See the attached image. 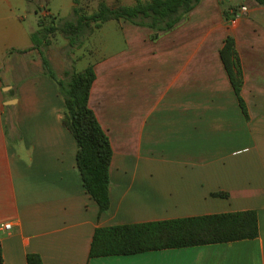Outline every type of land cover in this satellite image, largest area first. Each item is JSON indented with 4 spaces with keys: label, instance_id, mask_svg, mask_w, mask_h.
I'll list each match as a JSON object with an SVG mask.
<instances>
[{
    "label": "crops",
    "instance_id": "obj_1",
    "mask_svg": "<svg viewBox=\"0 0 264 264\" xmlns=\"http://www.w3.org/2000/svg\"><path fill=\"white\" fill-rule=\"evenodd\" d=\"M35 1L34 12L31 0L0 4L4 264H27L31 254L43 264H264V6L256 0H202L156 40L149 28L117 21L124 46L108 53L97 46L98 57L86 65L96 74L89 106L113 149L111 205L101 212L83 185L77 142L62 123L58 85L32 56L39 31L48 26L40 20L52 16L56 26L66 20L46 12L45 0ZM32 13L38 26L26 27ZM228 36L242 64L248 118L220 56ZM44 44L51 47L52 41ZM69 50L54 51L49 59L59 80L73 72ZM60 53L64 79L57 76ZM242 211L257 213V238L89 256L99 227Z\"/></svg>",
    "mask_w": 264,
    "mask_h": 264
},
{
    "label": "trees",
    "instance_id": "obj_2",
    "mask_svg": "<svg viewBox=\"0 0 264 264\" xmlns=\"http://www.w3.org/2000/svg\"><path fill=\"white\" fill-rule=\"evenodd\" d=\"M201 1L148 0L143 2L138 0L132 6L120 5L112 8L105 0H102L92 14H87L79 6L80 0H74L75 21H65L59 27L53 21L51 26H45L39 34L43 35L48 44L49 36L55 34L57 30L61 31L68 37L69 44L73 47L81 41V38H85L87 33L101 29L110 21H126L153 30L155 33L151 38L156 40L162 32L172 30L179 22L187 18ZM256 1L264 6V0ZM40 24L45 25L46 20H40ZM220 56L240 108L248 118L247 106L242 98L244 74L233 37L228 36L225 39ZM43 67L46 74L56 81L59 93L63 97L62 123L77 142V166L83 185L99 205L100 211L106 212L111 205L109 172L113 149L109 136L89 106L91 89L96 79L94 66L89 65L81 71L68 73L67 80L56 78L49 61L44 60ZM214 196L228 197L226 193H218ZM258 236V215L255 211L99 227L95 230L89 256L96 258L133 255L149 251L255 239ZM0 264H4L1 246ZM27 264L43 263L39 255L31 254L27 257Z\"/></svg>",
    "mask_w": 264,
    "mask_h": 264
},
{
    "label": "rangeland",
    "instance_id": "obj_3",
    "mask_svg": "<svg viewBox=\"0 0 264 264\" xmlns=\"http://www.w3.org/2000/svg\"><path fill=\"white\" fill-rule=\"evenodd\" d=\"M102 0H80L79 6L82 7L84 12L87 14H92L96 9ZM109 6L112 8L119 7L120 5H127L132 6L136 4L138 0H105ZM143 2H147L148 0H141ZM45 4V11L48 13L53 14L54 16L60 17L63 20L66 21H75L76 16L74 15V0H45L43 1ZM0 4H3V0H0ZM37 1H32V9L33 12L35 9H37L36 6ZM36 6V7H35ZM38 10V9H37ZM42 10V9H41ZM40 16V15H39ZM41 17V16H40ZM38 17V18H40ZM32 20L28 21L26 23V27H35L36 22L35 20L36 16L35 13L31 14ZM52 16H49V18L46 19V24H48L47 27L51 26L54 20L51 19ZM64 22L58 23L57 26H61ZM37 25V23H36ZM38 26V25H37ZM38 48L37 50L32 54L33 57L38 58L39 60H46L49 61V59H52L55 57L54 51L57 52L58 50H61L64 47L70 46L68 37L65 36L61 31H56L55 34H51L49 36V40L52 41V46L48 47L45 46V38H43V35L39 34L38 36ZM82 42V43H80ZM103 44L104 46H101L102 53H108L110 49L119 50L124 46L123 36L121 33V30H119V27L117 25V21H111L107 23V25L102 30H94L92 33H87L85 38H81V41H78L75 46H70V53L66 56L68 58V64L69 70H80L85 69L86 65L89 63L95 62V59L99 55V51L97 50V46L99 44ZM107 46V49H104L103 47ZM45 47V48H44ZM44 48V49H43ZM59 55V54H58ZM63 56H65V52H63ZM62 54L60 53L59 59L56 60V65L59 74L57 73V76L60 79H64V76H62L61 70H64L66 68L65 60H62ZM79 59H83L80 61L77 65V61ZM50 63V61H49ZM51 65V64H50ZM53 70V68H52ZM9 72V70H7Z\"/></svg>",
    "mask_w": 264,
    "mask_h": 264
},
{
    "label": "built area",
    "instance_id": "obj_4",
    "mask_svg": "<svg viewBox=\"0 0 264 264\" xmlns=\"http://www.w3.org/2000/svg\"><path fill=\"white\" fill-rule=\"evenodd\" d=\"M241 11H242V12H246V11H247V8L243 7V8L241 9ZM1 228H3V229L6 230V231H9V230L12 229V224H3V225H1Z\"/></svg>",
    "mask_w": 264,
    "mask_h": 264
}]
</instances>
